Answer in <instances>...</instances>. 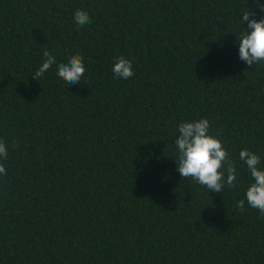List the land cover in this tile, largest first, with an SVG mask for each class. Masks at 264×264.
Instances as JSON below:
<instances>
[{"label": "trees", "instance_id": "trees-1", "mask_svg": "<svg viewBox=\"0 0 264 264\" xmlns=\"http://www.w3.org/2000/svg\"><path fill=\"white\" fill-rule=\"evenodd\" d=\"M248 7L264 18L255 0H0V264H264V217L236 207L253 182L239 152L264 168V63L237 43ZM45 49L57 63L38 81ZM73 54L86 72L68 85ZM200 118L234 188L177 171L178 125Z\"/></svg>", "mask_w": 264, "mask_h": 264}, {"label": "clouds", "instance_id": "clouds-1", "mask_svg": "<svg viewBox=\"0 0 264 264\" xmlns=\"http://www.w3.org/2000/svg\"><path fill=\"white\" fill-rule=\"evenodd\" d=\"M256 7L264 12V0H255ZM256 12L247 8L243 12L242 22H248L247 28L237 35L239 45V59L249 66L264 63V18H255ZM74 21L78 27L91 23L89 13L84 9H77ZM44 60L32 75L39 81L49 69L56 64V57L47 49L43 52ZM112 71L117 78L128 80L135 73L133 63L123 55L116 58ZM86 72L84 57L73 54L67 62L57 65V75L68 85H75L82 81ZM178 137L175 145L178 150L175 159L177 171L182 178H191L197 184L205 187L210 192H223L225 185L229 188L236 186L237 168L228 150L223 147L221 134L211 128L208 118L195 121H184L178 125ZM15 146V145H14ZM7 146L0 139V159H7ZM239 159L247 166L252 183L246 189V200L237 201L236 207L241 214L245 211V202L257 209L264 217V168H261V158L249 149L239 152ZM0 174H6L3 163H0Z\"/></svg>", "mask_w": 264, "mask_h": 264}]
</instances>
